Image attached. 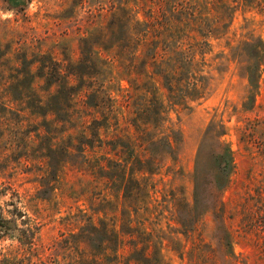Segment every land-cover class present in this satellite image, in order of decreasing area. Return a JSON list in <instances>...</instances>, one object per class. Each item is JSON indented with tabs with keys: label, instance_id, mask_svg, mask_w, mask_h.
<instances>
[{
	"label": "rangeland",
	"instance_id": "374dc122",
	"mask_svg": "<svg viewBox=\"0 0 264 264\" xmlns=\"http://www.w3.org/2000/svg\"><path fill=\"white\" fill-rule=\"evenodd\" d=\"M117 1L135 13L138 20H146L144 15L153 13L162 15L175 4L192 2L203 11L201 25L221 31L207 36L210 47L201 73L205 76L201 98L174 104L159 79L151 80L166 110L164 126L177 131L181 142L175 164L167 161L159 173L151 175L154 185L151 194L156 200L148 208H141L135 217L132 212L130 216L159 237V253L165 264H218L211 250L217 248V236L224 231L231 234L235 264H264V252L259 253L256 237L247 232L260 231L258 246L264 250V59L250 110L246 109L248 102L244 105L246 79L236 61H230L231 50L250 35L259 36L264 49L263 6L244 5L241 0ZM110 3V0H0V264H40L32 255L33 250L22 244L18 236L21 229L34 231L32 247L38 251L43 248L45 264H68L66 254H61L62 249L54 251L52 243L62 240L70 231H78L83 223L80 216L92 213L90 203L91 207L102 208L94 218L110 220L119 215L116 207L120 198L114 189L107 187L104 179L75 168L69 160L63 163L52 193L45 188L41 190L39 180L47 167L44 154L50 143L55 144V140L51 142L48 138V132L55 135L56 124L52 123V115L43 117L37 106L29 108L26 98H18V92L28 84L23 79L29 69L24 58L40 59L43 54L63 63H77L80 39L104 25ZM94 52L99 60L97 69L101 67L100 61L108 59V84L117 107V124L109 128L106 138L116 134L124 137L132 132L128 124L130 98L126 102L127 90L131 91L129 77L112 58L114 51L96 47ZM37 65L38 62L30 66V70L37 72ZM47 86L41 78L34 79L32 84L35 90ZM219 122L225 127L221 139L230 149L233 165L221 195L223 224L218 225L213 215L206 212L195 231L183 235L176 220V203H191L195 160L199 156L205 161V152L199 153V148L207 128ZM59 127L62 129L64 125ZM70 132L56 137L57 148L63 149L61 146L68 144L66 135ZM91 154L104 152L95 148ZM168 165L172 167L167 170ZM201 168L205 170L204 163ZM122 253L125 255L126 251Z\"/></svg>",
	"mask_w": 264,
	"mask_h": 264
},
{
	"label": "trees",
	"instance_id": "16d2710c",
	"mask_svg": "<svg viewBox=\"0 0 264 264\" xmlns=\"http://www.w3.org/2000/svg\"><path fill=\"white\" fill-rule=\"evenodd\" d=\"M241 1L244 5L256 3L264 8L262 0ZM110 2L104 25L96 33L80 39L77 63H63L43 54L39 55L40 59L24 58L29 69L23 79L28 84L18 92V98H26L29 108L37 106L43 117L52 115V123L56 124L55 135L48 132V138L51 142L55 140L56 145L50 143L44 154L47 167L39 180L41 190L45 188L52 193L63 163L69 160L75 168L104 179L107 187L114 189L120 198L116 207L119 215L110 220L94 218L102 208L91 207L90 203L92 213L80 216L83 223L78 231H70L61 242H53L54 251L62 249L68 264H165L159 253V237L134 218L141 208H148L156 200L151 194L154 188L151 175L159 173L167 161L175 164L181 142L177 131L164 126L166 110L151 80L159 79L174 104L201 98L205 86V76L201 73L210 47L207 36L221 31L210 25L203 27V11L192 2L175 4L162 15H144L146 20H138L120 1ZM96 47L114 51L112 58L129 77L131 91L127 90L126 102L130 98L128 124L132 132L124 137L116 134L106 138L109 128L117 124V107L108 84V59L100 61L101 67L97 69ZM263 59L262 41L254 35L230 53V61H236L247 82L244 105L248 102V110L252 109L257 94ZM36 62L38 71H31L30 66ZM36 78L48 86L35 90L32 84ZM68 131H72L66 135L68 144L61 146L63 149L57 148L56 137ZM224 134L222 122L207 128L199 148V153L205 152V161L199 156L195 160L192 201L176 203V220L183 235L193 233L206 212L213 215L218 225L223 224L221 195L233 168L230 149L221 139ZM95 148L104 154H91ZM201 163L205 164L204 171ZM171 167L168 165L166 169ZM131 212L134 217L130 216ZM25 230L18 233L22 244L33 250L32 255L40 264H45L46 255H41L43 248L38 251L32 247L34 231ZM247 232L256 237L254 242L259 253L264 252L258 246L260 231ZM231 241L230 232L217 236V248L211 251L218 264H235ZM122 250L126 251L125 255Z\"/></svg>",
	"mask_w": 264,
	"mask_h": 264
}]
</instances>
